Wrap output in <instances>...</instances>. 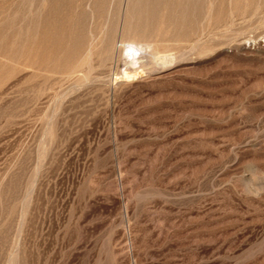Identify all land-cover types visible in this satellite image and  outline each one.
Segmentation results:
<instances>
[{"label": "rangeland", "instance_id": "1", "mask_svg": "<svg viewBox=\"0 0 264 264\" xmlns=\"http://www.w3.org/2000/svg\"><path fill=\"white\" fill-rule=\"evenodd\" d=\"M145 2L0 0V264H264V0Z\"/></svg>", "mask_w": 264, "mask_h": 264}, {"label": "bare ground", "instance_id": "2", "mask_svg": "<svg viewBox=\"0 0 264 264\" xmlns=\"http://www.w3.org/2000/svg\"><path fill=\"white\" fill-rule=\"evenodd\" d=\"M142 2V1H141ZM150 2H151V0H150ZM154 2V1H153ZM145 3H147V0H146V2ZM153 4V3H152ZM151 4V5H152ZM149 6V5H148ZM52 7V6H51ZM153 7H155V6H153ZM159 7V6H158ZM156 8V7H155ZM151 9V8H150ZM53 10V9H52ZM153 10V9H152ZM155 10V9H154ZM158 11V10H157ZM152 12V11H151ZM144 13V12H143ZM143 13H141V16L143 15ZM157 13V12H156ZM153 14V13H152ZM138 16L140 15V14H137ZM149 15V14H148ZM150 15H151V13H150ZM149 15V16H150ZM155 16H156V14H155ZM155 16H153V17H155ZM151 17H149V19H150ZM142 19H144V18H142ZM151 20V19H150ZM138 21V20H137ZM145 22V21H144ZM148 22V21H147ZM109 23V22H108ZM132 26V25H131ZM137 26V25H136ZM140 26V25H139ZM142 26V25H141ZM124 27V26H123ZM126 28V27H125ZM139 28V27H138ZM144 27H142V29H143ZM152 29V28H151ZM125 30V29H124ZM153 30V29H152ZM136 31V30H135ZM153 32V31H152ZM130 33V32H129ZM147 33H149V32H147ZM150 33H151V30H150ZM155 34V33H154ZM159 34V33H158ZM157 34V35H158ZM160 34H163V33H160ZM125 35V34H124ZM148 35H150V34H148ZM152 35H153V33H152ZM151 35V36H152ZM143 36H144V34H143ZM150 36V37H151ZM160 36V35H159ZM134 37H136V36H134ZM138 37V36H137ZM133 38V40H131V42L130 43H127L126 45H125V59L127 58V59H135V55L137 56L138 54H139V59H140V55H142L143 56V54L145 53L144 51H148V50H150V52H149V55L151 56V57H153V58H155L156 56H157V52L158 51H154L155 49H154V47L153 46H156V45H150L149 43H146L145 41H143V40H141V38ZM149 37V38H150ZM144 38V37H143ZM152 38H154V36L152 37ZM155 39V38H154ZM153 39V40H154ZM156 40V39H155ZM147 41H149V40H147ZM151 41V40H150ZM149 41V42H150ZM157 47V46H156ZM155 47V48H156ZM158 48V47H157ZM168 48V47H167ZM123 54V55H124ZM146 54V53H145ZM158 55H160V54H158ZM146 57V56H145ZM151 57H149V58H151ZM137 58V57H136ZM129 62V61H128ZM143 63V62H142ZM148 63V62H147ZM126 74H128V72L126 73ZM127 77V76H126ZM129 78V77H128Z\"/></svg>", "mask_w": 264, "mask_h": 264}]
</instances>
